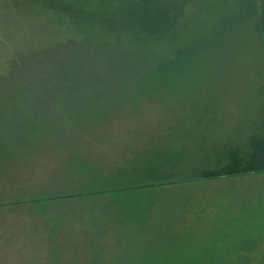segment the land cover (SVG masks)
<instances>
[{"label": "rangeland", "instance_id": "374dc122", "mask_svg": "<svg viewBox=\"0 0 264 264\" xmlns=\"http://www.w3.org/2000/svg\"><path fill=\"white\" fill-rule=\"evenodd\" d=\"M51 16L41 0H0V264H264V172L247 177L259 185L245 237L212 229L213 218L241 214L223 185L236 180L195 176L264 134L253 24L208 40L190 74L142 92L129 75L121 84L138 67L125 59L131 48L83 38ZM207 18L190 22V35L206 34ZM171 44L143 49V64ZM159 219L180 236L173 249L196 250L190 263L144 242L166 234ZM204 219L218 235L186 238Z\"/></svg>", "mask_w": 264, "mask_h": 264}, {"label": "trees", "instance_id": "16d2710c", "mask_svg": "<svg viewBox=\"0 0 264 264\" xmlns=\"http://www.w3.org/2000/svg\"><path fill=\"white\" fill-rule=\"evenodd\" d=\"M41 4L73 34L97 42L113 41L118 49L131 48L125 59L137 62L138 67L130 64L129 73L122 72L121 84H128L129 75L131 87L142 92L145 87L167 85L178 75L190 74L204 45L237 23H252L264 49V0H41ZM205 16L207 33L190 35V22L198 24ZM191 26L193 32L195 27ZM163 42H172L165 58L153 57L144 65L147 51L143 49ZM227 158L226 164L201 170L195 176L210 179L264 172V134L250 139L249 153L230 151Z\"/></svg>", "mask_w": 264, "mask_h": 264}, {"label": "crops", "instance_id": "0c3cea01", "mask_svg": "<svg viewBox=\"0 0 264 264\" xmlns=\"http://www.w3.org/2000/svg\"><path fill=\"white\" fill-rule=\"evenodd\" d=\"M252 174H242V175H234V176H224V177H217L216 179H235V182H231L228 181L225 184H223L224 186H227V189H225L226 191L228 189H231L233 192L231 193V196L229 198L228 202V208L231 207L230 203L236 202V205H239L240 207V212L241 214H238L236 216H230V215H223L222 217H218V218H213V219H218V223L215 224L213 223L212 229L214 230H226V227H228V231H232V230H237L235 233L234 232H229L227 233V235L224 233L223 235L226 236H235V237H242V236H248L249 234H242V232L239 231H245L248 230L249 227L252 228V224H253V220H257L256 216H253V209H251V203L249 202V199H251V193H256V189L258 188L259 183H256L253 179L249 180L247 177H251ZM245 178H244V177ZM214 180V178H212ZM215 179V180H216ZM199 180V179H198ZM192 183V182H190ZM190 184H188L189 186ZM254 190V191H253ZM227 193V192H226ZM234 193H236L235 196ZM233 194V195H232ZM250 194V195H249ZM175 195V194H173ZM247 195V197H246ZM191 196V195H190ZM250 197V198H248ZM213 198V197H212ZM223 196H221L220 198H213L211 199V202H209L210 204H216L218 203V201L222 200ZM253 199V198H252ZM171 200H173L171 198ZM188 200V199H186ZM192 198H190V203ZM171 207L174 205L173 202ZM242 203V204H241ZM144 212V210L139 211L138 214H142ZM145 214L142 215H138L139 217H137V222H139V224H142V226L140 228H142L141 231H145L146 227L145 224L148 223L149 220H147L146 218L142 217ZM141 216V217H140ZM171 217V216H170ZM212 220H209L211 222H213ZM160 221H158V223H155L157 225V229L160 231V229L163 231L165 230L166 234L164 235H160L158 236L157 239H146L144 240V242H149L151 244H158L161 245L163 243H165L166 248L164 249V254L168 253L166 252L167 250L171 251L169 252L170 254H174L176 256H178L179 258H183L182 261L185 262H177V263H190L189 260H187V258H191V257H195L198 256L196 250L193 251L192 249L188 250H179V249H173V245H175L177 243L176 241V237H180L178 234L175 233H171L172 231L175 232L174 229L171 230H166L164 228V225L161 223V219H159ZM208 219H204V220H194V222H190V226L194 227L195 229H198L199 233L195 234V233H191V234H184L186 236V238H188V236L192 235V237H210L213 238L214 236H217V233H211L208 231L206 224ZM217 221V220H215ZM211 222H209L211 224ZM160 227V228H159ZM239 227V228H238ZM250 230V229H249ZM144 233V232H143ZM234 233V234H233ZM158 234V233H157ZM157 234H153L151 236H147L146 234H142L141 236L144 237H155L157 236ZM182 237V236H181ZM162 238V239H161ZM190 239V237L188 238ZM160 250V249H158ZM141 262V261H138Z\"/></svg>", "mask_w": 264, "mask_h": 264}]
</instances>
